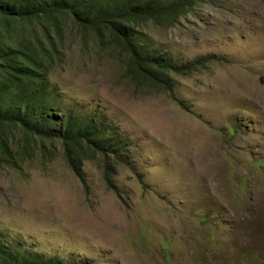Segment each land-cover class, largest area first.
Listing matches in <instances>:
<instances>
[{"label": "rangeland", "instance_id": "rangeland-1", "mask_svg": "<svg viewBox=\"0 0 264 264\" xmlns=\"http://www.w3.org/2000/svg\"><path fill=\"white\" fill-rule=\"evenodd\" d=\"M137 37L179 66L207 64L174 75L175 94L140 88L68 27L45 96L127 143L116 191L102 158L86 186L48 142L50 163L0 161V236L65 264H264V0H198Z\"/></svg>", "mask_w": 264, "mask_h": 264}, {"label": "trees", "instance_id": "trees-1", "mask_svg": "<svg viewBox=\"0 0 264 264\" xmlns=\"http://www.w3.org/2000/svg\"><path fill=\"white\" fill-rule=\"evenodd\" d=\"M197 1L0 0V161L28 162L39 153L50 163L55 155L48 142L58 140L67 165L86 186L85 164L102 158L108 167L106 181L116 191L113 173L119 156L128 151L127 143L114 139L96 119L63 116L60 103L45 96L68 27L77 28L87 45L95 40L111 51L138 87L175 94L174 75L192 74L207 60L179 66L144 50L137 33L152 22L175 23ZM18 139L15 150L12 141ZM0 264L65 263L15 251L0 236Z\"/></svg>", "mask_w": 264, "mask_h": 264}]
</instances>
